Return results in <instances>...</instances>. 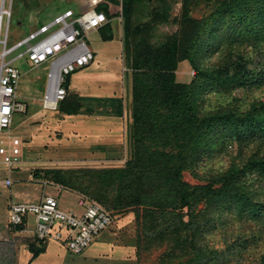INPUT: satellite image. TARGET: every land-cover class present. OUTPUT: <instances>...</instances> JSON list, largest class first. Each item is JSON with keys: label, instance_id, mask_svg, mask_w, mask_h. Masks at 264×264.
Returning a JSON list of instances; mask_svg holds the SVG:
<instances>
[{"label": "rangeland", "instance_id": "1", "mask_svg": "<svg viewBox=\"0 0 264 264\" xmlns=\"http://www.w3.org/2000/svg\"><path fill=\"white\" fill-rule=\"evenodd\" d=\"M219 1L224 0H168V18L153 24L148 36L143 33L138 38L130 36L125 43L121 58L125 71L131 77V91L124 119L128 145L121 155L116 153L118 149L106 147L105 150L97 149L94 152L97 155L92 157L85 149L90 143L88 140L81 136L78 142H74L75 133L68 135L70 139L65 138L67 136L64 137L58 129L61 111L43 110L38 104L46 92L47 63L31 68L22 59L15 62L22 74L20 94L24 100L30 101L28 111L14 114L10 129V135L21 142L20 164L8 171L0 163L2 217L6 216L7 202H37L42 196L51 195L58 199L62 208L80 212L79 201L94 198L113 213L112 224L103 232L118 230L131 239L137 264H264V14H253L248 22L247 17L242 19L235 13L217 17ZM35 3L36 0H5V6L10 4L11 7L8 45L24 37L30 26L37 28L39 24L51 21L68 6L65 2L51 0L44 3L38 14ZM184 3L188 20L181 18ZM147 18L141 15L143 21ZM2 24L4 27V20ZM198 28L201 32L191 58L178 63L175 78L177 82L190 85L189 101L193 110L200 117L210 116V124L189 144H163L143 139L140 140L143 148H139L140 145L132 138L131 117L133 80L141 68L139 62H135L139 52L145 54L149 49L162 48L172 39L177 40L178 48L184 51L193 42ZM98 40L94 31L83 36L90 49ZM74 97L76 94L67 93L65 100L68 102ZM40 114L47 122L57 123L54 127L43 125L48 135L42 129ZM115 145L117 148L121 146L120 143ZM176 154L180 156H173ZM134 157L142 165L162 164L164 161L176 164L181 167L182 180L197 186L213 182H216L215 187L220 186L217 181L236 167L240 172L236 185L248 200L240 201L229 196L212 203L200 202L192 217L183 216L185 222L190 221L188 226L176 230L177 221L167 213L169 210L160 213V208L154 205L155 199L149 196L150 191L146 192L139 182L129 195L118 193L116 187L110 188L108 196L112 201L134 203L130 208H121L95 198L96 189L86 187L88 181L94 179V173L79 172L80 177L73 184L86 189L78 192L54 183L50 174L44 172L45 168L72 171L124 167ZM35 170L39 171L37 175H34ZM5 178L11 180L10 186L3 184ZM182 210L186 212V208ZM155 212L159 213L156 215ZM7 233V241L0 244V264H24L29 256L25 253L26 247H22L19 263H16L15 248L19 243L26 244L28 248V241L23 238H31L32 234L15 235L13 228ZM101 240L105 241H100L103 248L111 246V237H101ZM93 248L88 249L84 256H95ZM64 249L73 257L81 255Z\"/></svg>", "mask_w": 264, "mask_h": 264}, {"label": "trees", "instance_id": "2", "mask_svg": "<svg viewBox=\"0 0 264 264\" xmlns=\"http://www.w3.org/2000/svg\"><path fill=\"white\" fill-rule=\"evenodd\" d=\"M167 1L103 0L94 5V9L103 12L107 18H110L112 14L109 11V3L121 7L124 37L125 43H127L130 36L138 38L142 36V33L148 36L153 24L161 23L168 18ZM218 3L217 17L235 13L242 19L247 17L248 22L253 14H264V0H224ZM187 14L186 3H184L182 20H188ZM141 15H146L148 18L143 21ZM200 32L201 30L198 28L194 34L193 42L184 51H180L178 41L172 39L162 48L149 49L145 54L139 52V58L135 62H139L138 65H141V68L134 77L131 98L132 138L140 145L139 148H143V144L140 143V140L143 139L160 141L163 144L170 142L181 145L189 144L197 139L210 124V116L200 117L193 110L189 101L190 85L177 82L175 78L178 63L191 58L193 46L200 36ZM100 35L102 40H111L113 34L108 25H103ZM69 77L64 83L66 89H68ZM65 99L59 103L58 110L66 114L77 113L81 107L77 97L68 102ZM173 156L179 157L180 154ZM180 169V166L167 161L162 164L142 165L134 157L124 167L80 168L72 171L45 168L44 172L47 175L50 174V179L54 183L65 185L78 192L85 191L87 186L93 187L96 189L95 198L102 199L113 207L121 208H130L134 203L119 204L112 201L108 196L110 188L116 187L118 193L129 195L134 191L136 182H139L146 192L150 191L149 196L155 199L154 205L160 208V213H166L169 210L167 213L177 221V226L174 227L176 230L188 226L190 221L185 222L183 216L192 217L195 207L200 202L212 203L216 199L229 196L240 201L248 200L236 185L237 175L240 173L236 167L231 168L225 177L217 181L220 182V186L217 187L214 186L216 182L202 186L190 185L182 180ZM80 171H84L87 175L95 174L94 179L89 180L86 187L73 184L80 177ZM38 172L35 170L34 175H37ZM70 175H74V177ZM143 194L147 195V193ZM183 208H186L185 213ZM157 213L159 212H155L156 215ZM7 230V228L0 230V244H5L7 241ZM23 239L28 241V250L33 257L44 250L43 243L34 237Z\"/></svg>", "mask_w": 264, "mask_h": 264}, {"label": "built area", "instance_id": "3", "mask_svg": "<svg viewBox=\"0 0 264 264\" xmlns=\"http://www.w3.org/2000/svg\"><path fill=\"white\" fill-rule=\"evenodd\" d=\"M92 3L89 9L80 12L67 9L37 28L30 26L24 37L8 45L11 7L10 4L6 7L5 0H1L0 163L8 171L18 168L21 156L20 139L10 135L13 116L27 110L19 90L22 74L14 63L22 59L31 68L47 63L46 92L40 103L44 110H57L67 96L64 86L67 77L94 59L83 36L107 23L106 15L94 9L97 2L92 0ZM4 184L10 186L11 180L5 178ZM79 204L80 212L70 211L62 208L51 195H44L37 202H11L6 216L0 217V230L13 228L15 232H29L41 243L56 242L74 254H81L112 224L113 213L94 199L84 198Z\"/></svg>", "mask_w": 264, "mask_h": 264}, {"label": "crops", "instance_id": "4", "mask_svg": "<svg viewBox=\"0 0 264 264\" xmlns=\"http://www.w3.org/2000/svg\"><path fill=\"white\" fill-rule=\"evenodd\" d=\"M50 1L51 0H36L34 7L36 10L35 12H39L38 14H40L42 7L46 2L48 3ZM58 1L68 4L64 10L71 9L75 12L89 9L93 5L92 0ZM101 1L103 0H97L96 2L98 3ZM32 4H34V2ZM109 11L112 16L107 18V23L105 25L111 28L113 34L112 39L102 40L100 35L101 28L94 30V32H97L99 38L98 42L91 46L94 59L88 66L72 73L69 77L67 93L76 94L81 107L75 114L61 112L59 115L61 119L58 125L59 131L64 133V137L65 135L67 136L65 138L69 139L70 137L68 135H72L73 133L77 134L76 139L73 140L74 142H78L81 136L88 140L90 143L86 145L85 149L89 150L88 155L92 157L97 155V153H94L97 152V149L105 150L106 147L118 149L119 151H116V153H120L121 155L123 150H127L128 145L124 119L127 117V104L130 100L131 77L130 74L125 71L124 63L121 58L122 50L125 48L124 21L120 6L109 3ZM29 101V99L25 100L27 111L29 109ZM33 102L37 101L34 100ZM38 104L39 107H41V103L38 102ZM57 110L50 111L56 112ZM35 114L36 111L34 115ZM42 116L43 114H40L38 118L43 121V123H41L42 129L45 130L46 135H48L47 129L43 125L46 123L54 127L57 126V123L56 121L47 122L46 118ZM40 128L41 126L38 125L37 129L40 130ZM55 130L56 129H53V131ZM123 131H125V135H123L124 141L122 140ZM116 143H120L121 146L117 148L118 146L115 145ZM57 156L66 158L62 155ZM70 157L73 156L71 155ZM10 203L11 202H7L5 205L6 213ZM0 217H2L1 214ZM108 231L109 232H107V230L102 232L80 256L75 257L68 254L64 247L56 242L43 243L44 250L33 257L27 245L19 243L15 248L16 263L20 262L23 252L22 247L25 246V253L27 252L29 256L24 264H137V256L132 240L125 237V235L118 230L109 229ZM22 233L24 232H15V235H22ZM101 237L102 239L104 237H111L112 240L109 243L111 246L107 248L100 246V241L102 243L105 242L101 240ZM99 238L100 241L98 240ZM96 246H98V248ZM91 247H96L95 249L93 248L95 256H84ZM65 259L67 261H64Z\"/></svg>", "mask_w": 264, "mask_h": 264}, {"label": "bare ground", "instance_id": "5", "mask_svg": "<svg viewBox=\"0 0 264 264\" xmlns=\"http://www.w3.org/2000/svg\"><path fill=\"white\" fill-rule=\"evenodd\" d=\"M95 2L97 1V0H94Z\"/></svg>", "mask_w": 264, "mask_h": 264}]
</instances>
